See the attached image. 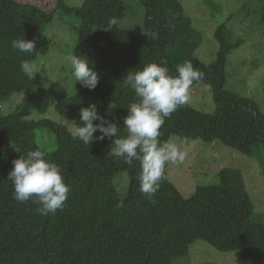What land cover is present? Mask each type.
I'll list each match as a JSON object with an SVG mask.
<instances>
[{"label":"trees","instance_id":"1","mask_svg":"<svg viewBox=\"0 0 264 264\" xmlns=\"http://www.w3.org/2000/svg\"><path fill=\"white\" fill-rule=\"evenodd\" d=\"M140 1L149 41L114 26L126 18L123 0H84L80 8L56 0L50 11L45 1L42 6L38 1L0 0V104L13 95L25 96L15 112L0 117V264H172L173 259L187 256L195 241L222 253L238 252L251 264L264 262V225L251 222L253 206L239 170H220L218 184L197 187L185 198L166 179L167 164L151 203L139 190V163L129 166L108 155L110 139L86 146L74 140L66 126L47 119L30 121L32 113L44 115L55 104L59 116L79 124V109L94 103L101 116L123 127L127 107L136 99L124 86L127 71L162 62L175 74L178 64L190 61L204 73L190 93L199 84L209 89L215 112L201 113L189 103L178 107L160 129L161 141H220L241 155H260L264 178V152L258 150H264V114L225 87L227 58L243 40H233L226 25L218 26L215 60L206 65L195 57L205 33L194 26L179 0ZM58 13L79 21L74 53L86 56L94 66L99 76L94 90L66 97L57 85L36 88L33 78L20 70L22 61L37 58L38 38ZM22 37L34 41L35 53L11 47L13 39ZM42 129L56 140L45 158L60 166L69 188L63 209L47 216H41L31 201L18 203L7 179L14 159L39 148L35 132ZM119 134L125 135L123 129ZM120 173L129 180L124 198L114 186Z\"/></svg>","mask_w":264,"mask_h":264},{"label":"rangeland","instance_id":"2","mask_svg":"<svg viewBox=\"0 0 264 264\" xmlns=\"http://www.w3.org/2000/svg\"><path fill=\"white\" fill-rule=\"evenodd\" d=\"M39 2L46 11L53 9L56 0H22L24 3ZM69 8H80L84 0H64ZM186 15L194 26L204 31L203 41L195 57L206 65L215 60L218 50L214 32L220 25H226L232 39L241 38L243 44L227 58L225 67L226 89L252 101L264 114V0H179ZM127 7L124 20L113 24L133 35L149 41L150 34L144 31L145 9L140 0H123ZM52 11V10H51ZM79 21L73 15L56 14L51 25L45 27L38 38L37 58L32 62L35 68L33 82L36 88H48L57 85L60 94L68 97L79 91H86L79 83L70 79L68 56L78 43ZM198 29V30H199ZM23 94L13 95L11 100L0 104V117L16 111L24 102ZM189 105L197 111L212 115L215 107L211 91L203 85H197L190 93ZM51 104L46 114L34 112L30 121L43 119L66 126L70 130L69 120L59 116ZM68 121V122H67ZM40 149L52 152L56 140L47 130L35 132ZM175 142L181 150L188 153L182 164H168L166 179L169 180L183 197H191L197 187L218 184L217 174L225 168L239 170L244 179L245 189L253 206L251 222L264 225V178L262 175V156L248 157L224 146L220 141L204 143L202 141L184 142L178 138ZM6 150L12 148L5 145ZM258 150L264 152L262 147ZM264 155V154H263ZM129 185L126 173L117 175L114 186L119 198L127 195ZM172 264H251L242 259L238 252L222 253L203 241H195L189 247L187 256L173 259ZM264 264V262L262 263Z\"/></svg>","mask_w":264,"mask_h":264},{"label":"clouds","instance_id":"3","mask_svg":"<svg viewBox=\"0 0 264 264\" xmlns=\"http://www.w3.org/2000/svg\"><path fill=\"white\" fill-rule=\"evenodd\" d=\"M11 47L21 53L32 54L36 46L34 41L22 37L13 39ZM68 61L73 85L79 83L88 90H94L99 76L88 58L73 51ZM20 70L30 80L36 74L34 65L28 60L21 62ZM203 78L204 73L195 69L190 61L178 64L175 74H170L162 62L129 70L124 86L133 91L136 99L127 107L123 127L101 116L97 105L90 103L79 109V124L75 120L69 122L71 137L86 146L94 141L110 139L108 155L129 166L134 161L139 163V190L149 202L155 203L154 196L159 191L166 165L182 164L188 156L177 143L161 141L160 129L166 118L189 102L190 88ZM120 129L125 135L119 134ZM97 132L99 135L94 136ZM45 157V151L39 148L28 150L12 161L7 177L12 181L13 198L21 204L31 201L38 206L36 211L41 216L62 210L69 193L60 166Z\"/></svg>","mask_w":264,"mask_h":264}]
</instances>
